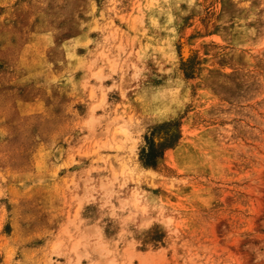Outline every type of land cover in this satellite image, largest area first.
Segmentation results:
<instances>
[{"label": "rangeland", "instance_id": "1", "mask_svg": "<svg viewBox=\"0 0 264 264\" xmlns=\"http://www.w3.org/2000/svg\"><path fill=\"white\" fill-rule=\"evenodd\" d=\"M0 264H264V0H0Z\"/></svg>", "mask_w": 264, "mask_h": 264}, {"label": "trees", "instance_id": "2", "mask_svg": "<svg viewBox=\"0 0 264 264\" xmlns=\"http://www.w3.org/2000/svg\"><path fill=\"white\" fill-rule=\"evenodd\" d=\"M157 149L155 148L154 144L152 143L150 145V150L148 152H146V159L149 161L154 157H157L158 155H160V153H157L156 151Z\"/></svg>", "mask_w": 264, "mask_h": 264}]
</instances>
